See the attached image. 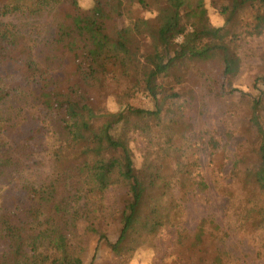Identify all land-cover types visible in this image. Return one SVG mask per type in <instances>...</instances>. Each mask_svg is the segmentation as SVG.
Wrapping results in <instances>:
<instances>
[{
  "label": "trees",
  "instance_id": "trees-1",
  "mask_svg": "<svg viewBox=\"0 0 264 264\" xmlns=\"http://www.w3.org/2000/svg\"><path fill=\"white\" fill-rule=\"evenodd\" d=\"M79 1L0 0V18L38 16L55 6L58 13L55 42L41 56L33 42L0 22V108L22 94L43 118L38 124L27 116L18 125L0 119V264H86L95 238L125 263L144 247L155 249L165 227L176 229L172 264H238L223 246L227 233L212 220L202 219L193 232L184 227L183 202L195 191L199 167L190 134L202 110L181 69L217 62L226 79L240 43L264 35V0H210L224 20L219 27L210 23L205 0H92L87 10ZM114 47L121 52L112 53ZM223 92L239 93L231 84ZM139 93L153 109L131 105ZM262 96L247 99L241 129L229 125L228 142L237 132L245 136L235 148L203 133L214 168L229 170L222 192L235 227L252 238L264 261ZM110 98L118 112L107 108ZM42 125L58 145L50 177L36 185L24 174L38 164ZM118 190L113 209L106 203ZM150 209L159 225L133 228Z\"/></svg>",
  "mask_w": 264,
  "mask_h": 264
},
{
  "label": "rangeland",
  "instance_id": "rangeland-1",
  "mask_svg": "<svg viewBox=\"0 0 264 264\" xmlns=\"http://www.w3.org/2000/svg\"><path fill=\"white\" fill-rule=\"evenodd\" d=\"M82 9H90L92 0H80ZM208 10L209 20L213 26L219 27L224 23L223 18L217 10L210 5V0H205ZM147 17H153L148 15ZM57 7L49 8L38 16H7L0 18V22L10 25L24 36L28 42H33L35 53L41 56L53 46L57 33ZM181 42V38L178 39ZM112 53H120V49L114 47ZM238 58L232 64L230 75L225 79L222 75V66L217 62L186 64L187 67L181 69L184 74L186 86L194 91L199 104V112L196 120L194 132L190 134L197 143L199 159L196 176L197 185L195 191L183 202L186 209L184 227L193 232L198 223L209 218L216 223L227 237L223 239V246L230 253L238 264H264L258 258L257 249L252 238L245 233L238 231L235 227L234 218L229 212L230 201L222 192V189L229 183L228 168L225 170L215 169L210 158V150L205 144L204 130H208L217 139L223 140V144L229 149L236 147L245 138L242 132L233 135L230 142L229 125L237 123L239 129L243 126V121L247 118L251 107L247 99L256 100L261 95L263 100L259 106V113L264 119V35L244 40L237 48ZM231 84L239 91L232 95H227L223 89H227ZM226 86L222 89V87ZM243 98H239L241 94ZM111 112H118L119 106L111 98L106 103ZM133 107L153 109V102L143 93H139L131 102ZM250 105V106H249ZM203 106V108H202ZM33 107L25 95L17 94L13 96L3 107L0 108V119L7 121V124L18 125L25 122L27 116L36 118V123H40L39 113ZM198 112V113H199ZM196 115L198 114L195 112ZM39 116V117H38ZM43 127V137L40 154L37 157L38 164L24 174V180L31 184H43L51 175L53 164V151L56 148L57 139L45 125ZM135 146V165L141 167L142 155L140 147L141 140ZM4 186H0V211L5 205ZM121 191L111 193L106 205H112L113 209L118 203ZM116 202V203H115ZM159 220L156 211L146 210L141 216L135 219L133 228L138 226L157 227ZM111 229L108 232L109 243L114 244L117 240V224L110 222ZM176 241V229L165 227L155 241V249L144 247L135 252L128 261L120 264H172L175 260L174 248ZM86 264H119L115 260L108 245L104 240L98 238L90 240L85 253Z\"/></svg>",
  "mask_w": 264,
  "mask_h": 264
}]
</instances>
